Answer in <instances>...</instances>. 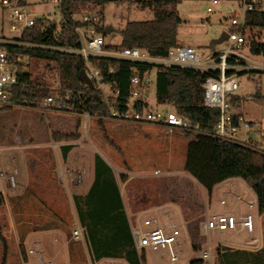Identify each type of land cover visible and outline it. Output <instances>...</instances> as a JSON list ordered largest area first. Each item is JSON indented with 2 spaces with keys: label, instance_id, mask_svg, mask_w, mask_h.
I'll use <instances>...</instances> for the list:
<instances>
[{
  "label": "rangeland",
  "instance_id": "374dc122",
  "mask_svg": "<svg viewBox=\"0 0 264 264\" xmlns=\"http://www.w3.org/2000/svg\"><path fill=\"white\" fill-rule=\"evenodd\" d=\"M211 4V0L179 1L180 45L205 48L207 52L227 46V41L214 46L211 41L231 28L230 17L237 4L221 0L209 12ZM35 11L45 13L56 24L61 20L59 6L52 0L36 5ZM96 11L85 7L73 17L79 19L84 12ZM98 14L105 29L112 28L105 31L109 46L121 43L120 30L128 21L154 16L151 9L140 8L138 0L109 2ZM0 35L17 36L9 31L1 15ZM254 62L264 66V54L252 55L248 63ZM33 64L38 67V77L48 84L56 82V72L43 70L39 62ZM238 79L240 87L233 108L253 122L256 140L264 144V70L239 73ZM149 102L155 109L175 110L172 104L157 102L155 81L149 90ZM99 120L90 116L85 125L79 116L56 114L28 104L0 109V264L37 262L30 248L40 251L44 260H52L53 264H109L107 259L91 262L84 237L73 236V230L81 228L73 197L85 194L94 180L96 154L115 172L133 229L143 218L159 216L158 212L165 210L171 211L181 230L177 262H170L165 252L148 251L145 264H191L201 259L198 254L209 246L211 254L203 264H220L219 255L226 248L235 249L232 244L247 238V231L202 232V224L213 212L238 215L249 208L247 201L232 198L228 181L216 184L209 196L185 171L187 144L193 138L187 134L190 131L109 117ZM65 135L77 136L57 139ZM64 144H73L66 158L61 149ZM240 183L235 189L244 199L253 197L247 183ZM159 218L168 223L165 216Z\"/></svg>",
  "mask_w": 264,
  "mask_h": 264
},
{
  "label": "trees",
  "instance_id": "16d2710c",
  "mask_svg": "<svg viewBox=\"0 0 264 264\" xmlns=\"http://www.w3.org/2000/svg\"><path fill=\"white\" fill-rule=\"evenodd\" d=\"M120 0H62V21L57 39H53L54 25H44L41 21L26 30L22 38L58 45L78 46L72 25L77 24L73 17L85 7L97 9L101 13L109 2ZM180 0H138L142 9H151L153 18L128 21L120 30L121 43L110 47H140L152 56H166L169 49L180 45L177 39L178 26L182 19L177 5ZM101 19H103L101 17ZM70 25V26H69ZM248 28L247 45L254 55L264 54V42L259 38L264 34V11H250L246 14ZM105 33V26L98 27ZM48 69L58 74L61 90L84 92L89 110L104 111L96 90L89 88L79 79V72L85 66L84 59L76 53L41 48L21 49ZM100 66L107 78L120 89L121 96H127L129 81L135 71L155 69L156 98L161 104H172L179 112L193 121L199 122L205 130L215 126L219 110L204 103L203 82L206 72L180 66H163L153 63L134 62L115 58H100ZM32 75H20L23 84L17 89V98L27 101H40L53 90L37 76L38 67ZM235 96L233 97L234 100ZM8 107H0L4 109ZM99 122H102L101 119ZM193 138L186 149L185 171L191 175L209 196L214 186L233 177L242 178L257 197L259 212H264V152L251 146L218 138L208 133L188 132ZM65 135L59 138H75ZM73 144H64V158ZM94 180L85 194H75L74 203L83 237L91 262L106 258L122 259L128 264H145L147 251L135 245L133 228L115 172L100 155L94 157ZM3 196L0 192V206ZM220 264H264V248L256 252L244 249L226 248L219 255ZM191 264H203V259Z\"/></svg>",
  "mask_w": 264,
  "mask_h": 264
},
{
  "label": "built area",
  "instance_id": "2783aa9c",
  "mask_svg": "<svg viewBox=\"0 0 264 264\" xmlns=\"http://www.w3.org/2000/svg\"><path fill=\"white\" fill-rule=\"evenodd\" d=\"M52 1L58 4L61 12L62 0ZM229 1L232 4L236 3L237 8L230 17L231 28L227 30L228 38L225 48L207 52L205 48L178 45L170 48L166 56H152L148 50L137 46L110 47L105 41V33L98 28L102 25V19L97 12H84L79 19H76V25H69L77 37L78 46L58 45L46 39L42 42L25 40L22 38L23 33L39 21L44 25L56 26L53 39H57L62 12L60 22L56 24L45 13L39 15L35 11L36 5L46 3L47 0H0V15L6 20L9 31L17 34L14 37L0 35V107L33 105L56 114L79 116L82 121L84 119L83 124L85 125L90 116L100 119L109 117L138 123L161 124L170 129L208 133L264 152V144L251 136V132H254L253 122L244 114L235 111L232 104L233 97L240 87L238 74L264 70L261 63H248L254 54L250 52L247 45L249 30L246 25L247 12L264 11V0ZM220 2L221 0H211L212 4L207 7V10L213 11L214 5ZM259 39L264 42V34ZM20 48H41L80 55L84 59L83 68L92 81L93 87H89L84 82L83 84L96 90L105 110H89L86 93L61 90L58 78L52 84H48L43 79L46 86L53 91L40 101L17 98V89L23 84L20 75L34 74L36 66L33 63L37 62L28 52ZM107 57L163 66H180L206 72L207 76L202 85L204 103L219 110L215 126L211 130H205L199 122L186 117L176 108L175 110L153 108L149 102V90L155 81L154 69H147L143 72L135 71L129 81L127 96H121L120 89L107 78L112 70H109L106 75L100 66V58ZM241 130H244L243 137L240 136ZM247 204L249 210L240 215L234 213L211 215L202 224V232H226L228 230L253 232L255 228L253 209L258 207L257 201L251 199ZM133 235L137 249H145L147 252H165L172 263L179 260L182 233L175 223L166 229L159 226L155 219L145 217L133 229ZM73 236L76 239L83 236L80 227L73 230ZM211 249V246L205 248L201 254H198L199 257L203 260L209 258ZM29 253L37 255V262L31 264H53L52 261H45L42 253L34 248H30ZM108 260L109 264H121L117 259Z\"/></svg>",
  "mask_w": 264,
  "mask_h": 264
},
{
  "label": "crops",
  "instance_id": "0c3cea01",
  "mask_svg": "<svg viewBox=\"0 0 264 264\" xmlns=\"http://www.w3.org/2000/svg\"><path fill=\"white\" fill-rule=\"evenodd\" d=\"M153 72L155 73V69L153 70ZM243 134H244V132H243ZM251 136H253L256 139V132H251ZM93 179H94V176H93ZM241 180H243V179L240 178V177H233V178L226 179V180H224L222 182H226V181L229 182L228 187H229V192H230V195L232 196V198L236 197L238 199H241V200L247 201V202L249 200H251V199L257 201V197H256L255 193H253V197L248 198V200H245L243 194L240 191L235 189L241 184L240 183ZM91 182H93V180ZM222 182H220V183H222ZM220 183H218V184H220ZM91 184L92 183H90L89 188H90ZM212 192H213V190H212ZM222 200H224L223 203L226 202L225 199H221V202H222ZM254 209H256V211H257L256 214H254V217H255L254 218L255 219L254 220V223H255L254 231L253 232H249L247 230H241V231H247L248 232V236L242 242H236V243H234V245L232 244V246H236L235 249H244V250H247V251L256 252V251H259L260 249L264 248V212L263 213L259 212L258 207L254 208ZM243 213H245V212H243ZM158 214H159L160 217H164L165 216L166 219L168 220V223L164 224L160 220L158 215L150 217V218L155 219L157 221V224L159 222V224H160V225L158 224L159 226H162V227H164L166 229H169L171 224L175 223L177 225V223L173 221V218L170 215L171 211L162 210V212L161 213L158 212ZM213 214H216V212H213L211 215H213ZM240 214H242V213H240ZM240 214H238V215H240ZM254 238H257L258 240L254 241ZM227 245H229V244H227ZM240 245H242V246H240ZM106 259L108 260L109 258H106ZM49 261H52V260H49Z\"/></svg>",
  "mask_w": 264,
  "mask_h": 264
},
{
  "label": "water",
  "instance_id": "95a60500",
  "mask_svg": "<svg viewBox=\"0 0 264 264\" xmlns=\"http://www.w3.org/2000/svg\"><path fill=\"white\" fill-rule=\"evenodd\" d=\"M112 30V28L110 27H106L105 31L106 33L110 32ZM228 38V32L227 31H222V33L220 34L219 37L217 38H214L212 41H211V45L214 46L216 44H219V43H222L224 41H226ZM79 79L86 83L89 87H93V83L92 81L88 78L87 74H86V71L84 68H82L79 72Z\"/></svg>",
  "mask_w": 264,
  "mask_h": 264
}]
</instances>
